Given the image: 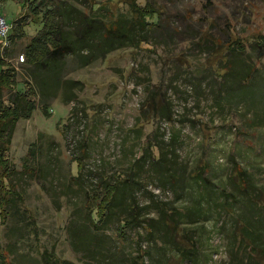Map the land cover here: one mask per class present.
<instances>
[{
    "label": "rangeland",
    "instance_id": "1",
    "mask_svg": "<svg viewBox=\"0 0 264 264\" xmlns=\"http://www.w3.org/2000/svg\"><path fill=\"white\" fill-rule=\"evenodd\" d=\"M153 4L146 42L82 67L67 57L61 84H40L42 74L20 55L42 26L35 15L43 4L0 0L12 26L25 14L22 36L10 31L2 59L15 69L13 89L36 106L8 139L0 125V264H42L44 249L66 264H112V250L101 262L75 253L66 225L73 203L91 204L87 194L120 176L131 182L100 225L118 264H264V0ZM10 94L3 88L2 100ZM33 142L32 171L25 162ZM130 218L119 236L118 221Z\"/></svg>",
    "mask_w": 264,
    "mask_h": 264
},
{
    "label": "trees",
    "instance_id": "2",
    "mask_svg": "<svg viewBox=\"0 0 264 264\" xmlns=\"http://www.w3.org/2000/svg\"><path fill=\"white\" fill-rule=\"evenodd\" d=\"M16 1L19 2L21 9L29 6V0ZM39 1L43 7L35 16L41 17L42 26L24 46V59L21 62L25 61L42 74L43 79L39 78L40 84L48 77L53 83L61 84L67 57L73 58L75 68L82 67L104 57L111 50L146 42L147 38L142 36V30L156 25L154 18L158 13L153 0H144L143 4L139 0H118L122 6L120 5L116 11L97 0H73L86 7L85 10L77 8L67 0H48L47 3L46 0ZM34 9L31 10L35 12ZM20 15L15 25L11 27L16 36L23 34L22 25L25 22L23 24L21 22L25 20V14L20 13ZM236 43L237 41H234L232 47L238 48L239 45ZM2 58L3 56L0 55V125H4L1 134L8 139L7 134L10 133L15 121L21 117L28 118L36 106L35 101L27 96L26 91L18 92L13 89L15 69ZM65 82L76 83L71 80ZM26 83L27 88L36 95L34 85L29 80ZM3 88L11 93L6 101L1 98ZM41 108L44 115H47V104H42ZM27 154L25 167L33 171L38 156L36 142L29 146ZM74 159H76L77 173L73 178L77 180L81 176L83 163L79 156ZM237 172L241 173L242 170ZM6 175L8 176V173ZM6 175L1 176L3 189L5 193L13 195L8 185H5ZM128 182L130 183L131 179L120 176L113 182H106L100 190H93L89 195L87 194L91 204L83 202L81 206L73 203L74 207L71 209L66 230L69 245L75 253H82L85 256L94 254L96 261L101 262L104 251L112 250L111 256L109 255L110 261L112 264H118V257L113 254L115 246L111 248L106 245L108 241L104 238L100 225L107 222L110 207L121 185H129ZM67 189L72 190L75 187L68 185ZM83 207L87 208L84 218L80 216ZM130 209H132L131 218H137L135 210L132 207ZM0 217L2 219L5 217L4 204L0 205ZM131 218L118 221L116 231L119 236H124L125 228ZM41 261L42 264H66V260L58 258L53 251L46 249L41 252Z\"/></svg>",
    "mask_w": 264,
    "mask_h": 264
},
{
    "label": "built area",
    "instance_id": "3",
    "mask_svg": "<svg viewBox=\"0 0 264 264\" xmlns=\"http://www.w3.org/2000/svg\"><path fill=\"white\" fill-rule=\"evenodd\" d=\"M11 22L0 11V55L3 56L4 49L8 45V35L11 30ZM20 59H23V55H20Z\"/></svg>",
    "mask_w": 264,
    "mask_h": 264
},
{
    "label": "crops",
    "instance_id": "4",
    "mask_svg": "<svg viewBox=\"0 0 264 264\" xmlns=\"http://www.w3.org/2000/svg\"><path fill=\"white\" fill-rule=\"evenodd\" d=\"M8 19V18H7ZM11 21L13 20V19H11V18H9Z\"/></svg>",
    "mask_w": 264,
    "mask_h": 264
}]
</instances>
